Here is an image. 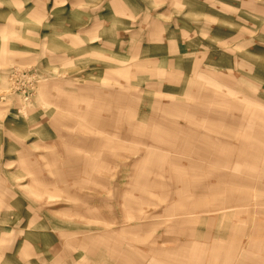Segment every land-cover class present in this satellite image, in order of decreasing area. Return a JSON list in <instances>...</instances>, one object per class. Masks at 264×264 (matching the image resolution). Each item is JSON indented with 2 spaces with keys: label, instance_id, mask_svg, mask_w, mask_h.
<instances>
[{
  "label": "rangeland",
  "instance_id": "1",
  "mask_svg": "<svg viewBox=\"0 0 264 264\" xmlns=\"http://www.w3.org/2000/svg\"><path fill=\"white\" fill-rule=\"evenodd\" d=\"M0 264H264V0H0Z\"/></svg>",
  "mask_w": 264,
  "mask_h": 264
}]
</instances>
